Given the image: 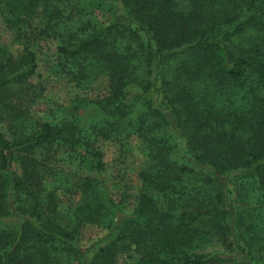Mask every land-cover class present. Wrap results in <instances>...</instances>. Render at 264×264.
<instances>
[{"label": "trees", "instance_id": "1", "mask_svg": "<svg viewBox=\"0 0 264 264\" xmlns=\"http://www.w3.org/2000/svg\"><path fill=\"white\" fill-rule=\"evenodd\" d=\"M0 17L21 48L0 44V264H264V0H0ZM48 39L75 88L107 79L98 119L32 120ZM131 136L130 214L91 178L62 201L58 163L101 171L98 141Z\"/></svg>", "mask_w": 264, "mask_h": 264}, {"label": "rangeland", "instance_id": "2", "mask_svg": "<svg viewBox=\"0 0 264 264\" xmlns=\"http://www.w3.org/2000/svg\"><path fill=\"white\" fill-rule=\"evenodd\" d=\"M97 14L101 23H106L109 20V15ZM0 44L14 55L20 53L21 48L14 42L12 33L1 17ZM32 50L36 56L37 69L30 81L44 87V93L31 107L32 120L56 122L74 114L77 122L84 126L86 123L98 119L97 110H94L91 104L87 105L86 103H91L108 93L107 79L99 77L91 84L88 91H81L74 87L68 76L57 72L58 56L55 40H39L35 42ZM0 131L8 137L5 123L0 124ZM97 148L104 163V168L101 171H87L67 163L57 164L60 169L66 172L69 179V183L64 186V189H68V191L61 196V199L64 202L72 199L71 202L74 203L75 189L79 188L86 178H91L98 183L99 190L113 202L119 203L123 200L121 211L130 214L135 206V199L141 191L138 174L146 166V150L135 136L100 140L97 143ZM103 235L104 232L101 229L95 226H86L82 232L81 243L87 248L92 247V251H90L92 254L99 246L105 244V240H100ZM215 250L220 251L218 248ZM121 260L122 262L120 261L119 264H126L123 259Z\"/></svg>", "mask_w": 264, "mask_h": 264}]
</instances>
